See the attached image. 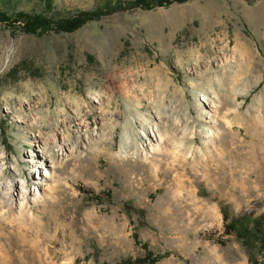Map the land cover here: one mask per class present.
<instances>
[{"label": "rangeland", "instance_id": "rangeland-1", "mask_svg": "<svg viewBox=\"0 0 264 264\" xmlns=\"http://www.w3.org/2000/svg\"><path fill=\"white\" fill-rule=\"evenodd\" d=\"M140 2L0 0V264L264 260V0Z\"/></svg>", "mask_w": 264, "mask_h": 264}, {"label": "trees", "instance_id": "trees-1", "mask_svg": "<svg viewBox=\"0 0 264 264\" xmlns=\"http://www.w3.org/2000/svg\"><path fill=\"white\" fill-rule=\"evenodd\" d=\"M141 6H159L164 3H171L172 1H182V0H151L153 2L144 3L143 0H138ZM143 1V2H142ZM88 13H84L81 17L76 16L74 18L65 19V20H58L52 21L51 19L41 15V14H22L19 12L17 18L22 23H24L23 30L28 33H40L44 32L48 29H57L58 31H72L80 26L84 21L90 19ZM6 20V15L0 10V21ZM54 25V26H51ZM225 231L227 233H235L239 238L242 239L243 244L248 247L250 250L256 248L259 253L264 255V215L258 216L256 218H251L250 215L240 216L230 220L227 224L225 223ZM137 242V241H136ZM251 253V252H250ZM146 260H148V264H152L156 258H151V253L147 252L146 256L141 259L129 260L127 259L126 262L128 264H146ZM249 264H264L263 261H259L254 256H250ZM124 264V263H123Z\"/></svg>", "mask_w": 264, "mask_h": 264}, {"label": "bare ground", "instance_id": "bare-ground-1", "mask_svg": "<svg viewBox=\"0 0 264 264\" xmlns=\"http://www.w3.org/2000/svg\"><path fill=\"white\" fill-rule=\"evenodd\" d=\"M153 135L155 136V139L152 138V140H156V141H157V140H158V137L156 136V134H153ZM60 149L63 150L62 147H60ZM64 150L66 151V149H64ZM66 152H67V151H66ZM61 154L64 155L63 152H62ZM46 162H47V161H46ZM48 166H49V165H48ZM2 173H3V172H2V170L0 169V175H1ZM46 175H47L46 173L43 174V175L40 174V175H39V178H41V177H46ZM20 189H21V188H20ZM10 190H11V188H10ZM30 191H31V190H30ZM24 193H25V196L22 197V198H23L24 200H26V197H27V196H26V195H27L26 193H28V192H23V193H21V194H24ZM37 193H38V189H33V192H32V191L30 192V194H32V195H37ZM21 194H20V195H21ZM16 195H17V194H16ZM7 196H8V194H7ZM18 199H19V198H18ZM20 199H21V198H20ZM23 203H24V201H23Z\"/></svg>", "mask_w": 264, "mask_h": 264}]
</instances>
